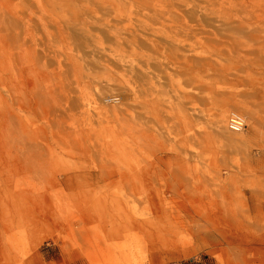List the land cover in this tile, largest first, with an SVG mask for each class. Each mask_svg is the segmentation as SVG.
<instances>
[{
    "label": "rangeland",
    "instance_id": "1",
    "mask_svg": "<svg viewBox=\"0 0 264 264\" xmlns=\"http://www.w3.org/2000/svg\"><path fill=\"white\" fill-rule=\"evenodd\" d=\"M99 247L264 264V0H0V264Z\"/></svg>",
    "mask_w": 264,
    "mask_h": 264
},
{
    "label": "crops",
    "instance_id": "2",
    "mask_svg": "<svg viewBox=\"0 0 264 264\" xmlns=\"http://www.w3.org/2000/svg\"><path fill=\"white\" fill-rule=\"evenodd\" d=\"M200 238H203L202 236H200ZM211 241H214L213 239H211ZM95 242V241H94ZM226 242H229L226 240ZM97 242H95V245ZM92 248V247H90ZM102 248L99 247V250H100V256H101V259L100 260H97L96 256L93 257V259L95 258L96 261H92V262H85L83 261L82 264H124V262L120 259H114L110 254H108L107 252L101 250ZM62 256V253L60 254Z\"/></svg>",
    "mask_w": 264,
    "mask_h": 264
},
{
    "label": "built area",
    "instance_id": "3",
    "mask_svg": "<svg viewBox=\"0 0 264 264\" xmlns=\"http://www.w3.org/2000/svg\"><path fill=\"white\" fill-rule=\"evenodd\" d=\"M227 120H228V122L230 124L229 126H231L232 123H235V124H237L239 126H242V124H243L242 117L239 114L235 113V112H230L229 115H228Z\"/></svg>",
    "mask_w": 264,
    "mask_h": 264
},
{
    "label": "bare ground",
    "instance_id": "4",
    "mask_svg": "<svg viewBox=\"0 0 264 264\" xmlns=\"http://www.w3.org/2000/svg\"><path fill=\"white\" fill-rule=\"evenodd\" d=\"M176 51H177V49H176ZM170 59H177V57H176V55H174V56H170ZM72 103V102H71ZM80 103V102H79ZM76 107V106H75ZM61 108H62V106H61ZM82 108V107H81ZM65 110V109H64ZM230 125V124H229ZM232 129H241L242 128V126H239V125H237V124H235V123H232V125L230 126ZM97 153H100V151H98Z\"/></svg>",
    "mask_w": 264,
    "mask_h": 264
}]
</instances>
